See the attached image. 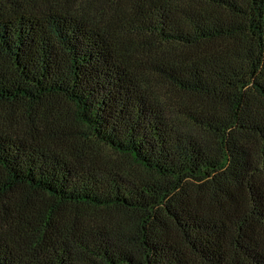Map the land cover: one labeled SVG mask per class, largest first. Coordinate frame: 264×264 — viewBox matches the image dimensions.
Returning a JSON list of instances; mask_svg holds the SVG:
<instances>
[{
	"label": "trees",
	"instance_id": "1",
	"mask_svg": "<svg viewBox=\"0 0 264 264\" xmlns=\"http://www.w3.org/2000/svg\"><path fill=\"white\" fill-rule=\"evenodd\" d=\"M0 264H264V0H0Z\"/></svg>",
	"mask_w": 264,
	"mask_h": 264
}]
</instances>
